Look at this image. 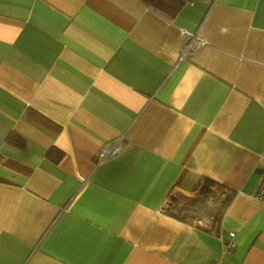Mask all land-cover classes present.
Returning <instances> with one entry per match:
<instances>
[{"label":"crops","instance_id":"crops-1","mask_svg":"<svg viewBox=\"0 0 264 264\" xmlns=\"http://www.w3.org/2000/svg\"><path fill=\"white\" fill-rule=\"evenodd\" d=\"M179 1L0 0V264H264V0Z\"/></svg>","mask_w":264,"mask_h":264},{"label":"trees","instance_id":"trees-1","mask_svg":"<svg viewBox=\"0 0 264 264\" xmlns=\"http://www.w3.org/2000/svg\"><path fill=\"white\" fill-rule=\"evenodd\" d=\"M143 5L151 7L157 12L172 16L176 13L181 3L179 0H138ZM212 186L205 184L193 198L185 197L180 194L170 195L166 204L165 212L167 215L184 223H195L203 217L210 216L213 220L218 221L223 215L231 201V194L222 193L221 190L212 189ZM218 191L217 198L211 205L207 203L209 191ZM216 191V192H217ZM225 194L221 199L220 195Z\"/></svg>","mask_w":264,"mask_h":264},{"label":"built area","instance_id":"built-area-1","mask_svg":"<svg viewBox=\"0 0 264 264\" xmlns=\"http://www.w3.org/2000/svg\"><path fill=\"white\" fill-rule=\"evenodd\" d=\"M193 0H183L184 4H192ZM179 42L181 45L182 54H186L189 51H198L207 45V41L202 38L197 32H189L188 30L181 29L179 32ZM122 148V138L116 139L112 142L104 144L97 155V163L109 160L115 157ZM255 198L264 202V171L261 174V180ZM233 236V234H230ZM233 247L230 243L228 248ZM217 264V263H215Z\"/></svg>","mask_w":264,"mask_h":264},{"label":"rangeland","instance_id":"rangeland-1","mask_svg":"<svg viewBox=\"0 0 264 264\" xmlns=\"http://www.w3.org/2000/svg\"><path fill=\"white\" fill-rule=\"evenodd\" d=\"M218 193L214 190V191H209V193H208V198H207V203L209 204V205H211L212 204V202L217 198V195ZM203 218H205V217H203ZM202 218V219H203ZM201 220V219H200ZM198 222V221H197ZM196 223V222H195Z\"/></svg>","mask_w":264,"mask_h":264}]
</instances>
